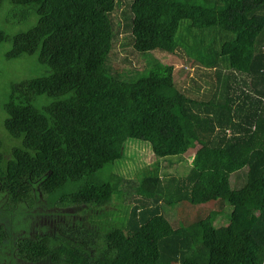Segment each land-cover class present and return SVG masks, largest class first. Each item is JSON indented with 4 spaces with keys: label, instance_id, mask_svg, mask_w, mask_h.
<instances>
[{
    "label": "trees",
    "instance_id": "16d2710c",
    "mask_svg": "<svg viewBox=\"0 0 264 264\" xmlns=\"http://www.w3.org/2000/svg\"><path fill=\"white\" fill-rule=\"evenodd\" d=\"M10 1L30 9L14 20L37 21L12 38L0 29V43L12 40L6 57L37 54L47 72L10 85L3 126L0 120V198L7 211L25 203L57 218L40 234L18 238L16 258L264 264V0ZM183 19L191 20L188 31L228 33L219 55L202 59L215 70L210 92L189 96L171 63L141 75L112 63L122 24L136 53L174 54ZM129 139L145 141L158 158L181 159L200 146L186 173L161 172L156 162L124 194L122 183L131 181L109 166L128 154ZM113 199L132 203L126 220L90 225L65 217ZM184 203L218 209L174 226L164 208ZM217 214L226 218L222 225ZM8 238L0 222V247Z\"/></svg>",
    "mask_w": 264,
    "mask_h": 264
},
{
    "label": "rangeland",
    "instance_id": "374dc122",
    "mask_svg": "<svg viewBox=\"0 0 264 264\" xmlns=\"http://www.w3.org/2000/svg\"><path fill=\"white\" fill-rule=\"evenodd\" d=\"M27 9L30 10L27 6H18L10 0H5L0 6V29L5 30L12 38L13 35L33 26L37 21L36 15L29 16L22 21L14 20L16 16L19 17L26 13ZM120 10L117 16L123 18L122 11L126 10V5L122 4ZM189 24H191V20L183 19L181 21L177 34L180 45L174 54H169L161 50L148 51L145 54L136 53L132 46L131 31L122 24L118 37L114 42L112 63L120 71L127 70L129 74L138 71L140 75L147 73L149 68L155 63H171L176 69L175 82L177 86L189 96L210 92L213 89V81H216L214 76L215 70L203 65L202 59L214 50L218 51L219 55L221 44L226 40V34L228 33L224 31V37L217 30L204 31L203 33L198 31L196 27H194L196 29L193 28L192 31H188L190 30ZM11 38L0 43V120H2V126L5 117L3 106L8 98L11 83L33 76L44 75L47 72V66L38 62L37 54H25L19 58L8 59L6 53L12 47ZM205 39L209 43H204ZM198 41L201 42L197 44ZM210 44L213 48H208ZM124 57L127 60H123ZM127 144V153H131L134 156L127 154L109 166H112V172L131 181L130 183H122L124 185V194L130 190V184H134L135 186V182L141 180L144 171L149 167L152 168V164L156 162H158L161 172L168 174L175 172L181 174L186 173L191 166L193 153L200 146L195 142L180 159L176 156H169L170 158L156 157L149 145L143 140L129 139ZM5 202V197L0 198V222L6 226L9 232V238L0 247V264H41L42 262H22L18 260L14 254L15 244L20 237H32L40 234V232L50 227L49 223L53 226L56 225V222L53 220L57 218L53 219L54 216L51 217L49 214L43 216L38 215L35 213L36 211L33 207L25 203H19L15 210L7 211L3 208ZM131 206L132 203L130 201L113 199L111 203L100 210H86L83 212L79 208L76 210V215L67 214L65 217H67L68 223H75L79 220L90 225H98L102 221L119 223L127 219L128 208ZM215 209H218L216 203H206L203 206L184 203L177 206L165 207L164 213L172 221L174 226H179L180 224H188L197 220L198 214L202 212L204 216ZM219 216L221 214H217L216 219Z\"/></svg>",
    "mask_w": 264,
    "mask_h": 264
},
{
    "label": "crops",
    "instance_id": "0c3cea01",
    "mask_svg": "<svg viewBox=\"0 0 264 264\" xmlns=\"http://www.w3.org/2000/svg\"><path fill=\"white\" fill-rule=\"evenodd\" d=\"M222 219H223V218L219 217L218 220H220V222H219V223H216V221H215V224H217V226H218V225H222V224L225 222L226 218H224V222H221Z\"/></svg>",
    "mask_w": 264,
    "mask_h": 264
}]
</instances>
